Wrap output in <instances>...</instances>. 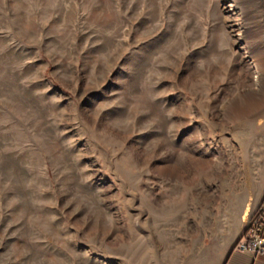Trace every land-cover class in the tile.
Listing matches in <instances>:
<instances>
[{
    "label": "rangeland",
    "instance_id": "374dc122",
    "mask_svg": "<svg viewBox=\"0 0 264 264\" xmlns=\"http://www.w3.org/2000/svg\"><path fill=\"white\" fill-rule=\"evenodd\" d=\"M227 1L0 0V264H213L264 191V0Z\"/></svg>",
    "mask_w": 264,
    "mask_h": 264
},
{
    "label": "crops",
    "instance_id": "0c3cea01",
    "mask_svg": "<svg viewBox=\"0 0 264 264\" xmlns=\"http://www.w3.org/2000/svg\"><path fill=\"white\" fill-rule=\"evenodd\" d=\"M264 201V191L258 194L253 200L249 193H240L235 204L226 210L224 218L217 224L209 226V232L212 237L213 246L216 245V252L212 258L213 264H264V254L257 258H252L249 254H240L231 252L234 244L237 243L247 228L248 218L259 208L260 203Z\"/></svg>",
    "mask_w": 264,
    "mask_h": 264
},
{
    "label": "built area",
    "instance_id": "2783aa9c",
    "mask_svg": "<svg viewBox=\"0 0 264 264\" xmlns=\"http://www.w3.org/2000/svg\"><path fill=\"white\" fill-rule=\"evenodd\" d=\"M247 221V228L240 240L234 244L238 255L249 254L252 258L264 254V201Z\"/></svg>",
    "mask_w": 264,
    "mask_h": 264
},
{
    "label": "bare ground",
    "instance_id": "6f19581e",
    "mask_svg": "<svg viewBox=\"0 0 264 264\" xmlns=\"http://www.w3.org/2000/svg\"><path fill=\"white\" fill-rule=\"evenodd\" d=\"M223 1H227V0H223ZM228 2V6H227V8H230V9H232V10H235L237 13H238V15H241V11L237 8V6L236 5H234V3L233 2H231L230 3V1H227ZM263 60H264V57H261V60L260 61H262V64L264 65V62H263ZM263 71H264V67H263ZM257 78V80L258 79H260V77H258V76H256ZM261 107H262V104L260 103V102H258V101H253L252 103H250L248 106H247V109H244L243 107H241V108H243L244 110L243 111H241V114L240 115H246V116H254V115H256V113H258L259 112V110L261 109ZM236 113V112H235Z\"/></svg>",
    "mask_w": 264,
    "mask_h": 264
},
{
    "label": "water",
    "instance_id": "95a60500",
    "mask_svg": "<svg viewBox=\"0 0 264 264\" xmlns=\"http://www.w3.org/2000/svg\"><path fill=\"white\" fill-rule=\"evenodd\" d=\"M233 253H234V248H233V250H232V252H231V255H233Z\"/></svg>",
    "mask_w": 264,
    "mask_h": 264
}]
</instances>
